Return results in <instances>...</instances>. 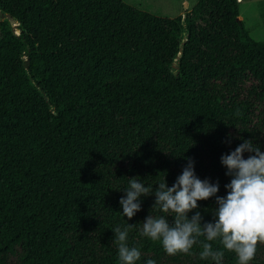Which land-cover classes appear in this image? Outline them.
Here are the masks:
<instances>
[{
  "label": "trees",
  "instance_id": "1",
  "mask_svg": "<svg viewBox=\"0 0 264 264\" xmlns=\"http://www.w3.org/2000/svg\"><path fill=\"white\" fill-rule=\"evenodd\" d=\"M239 4L166 18L122 0H0V264H121L113 230L128 223L137 264H216L199 243L168 255L141 235L164 215L154 195L131 220L119 201L133 177L171 187L188 158L225 196L221 156L244 140L264 151V45ZM197 203L212 222L215 197Z\"/></svg>",
  "mask_w": 264,
  "mask_h": 264
},
{
  "label": "clouds",
  "instance_id": "2",
  "mask_svg": "<svg viewBox=\"0 0 264 264\" xmlns=\"http://www.w3.org/2000/svg\"><path fill=\"white\" fill-rule=\"evenodd\" d=\"M244 153H249L246 159ZM220 162L227 169L225 175L231 178L224 186L225 196L217 195L218 181L212 183L196 175L195 161L188 158L171 187L165 179L153 190V185L145 186L139 177L130 178L124 190L126 195L119 201L122 214L131 220L141 211L142 197L154 195L152 208L164 215H148L141 235L159 241L168 255L190 254L193 246L199 243L202 247L200 258H211L220 264L224 251L214 249L211 243L219 240L223 249L235 252L239 264H249L256 254L257 244L264 243V151L252 140H244L234 151L223 154ZM210 197H215L217 207L214 220L205 222L197 210V202ZM193 210L197 211L189 217ZM134 226L128 223L123 229L118 226L113 230L121 264H137L141 259L140 248L127 243ZM146 264H156V261L148 259Z\"/></svg>",
  "mask_w": 264,
  "mask_h": 264
},
{
  "label": "rangeland",
  "instance_id": "3",
  "mask_svg": "<svg viewBox=\"0 0 264 264\" xmlns=\"http://www.w3.org/2000/svg\"><path fill=\"white\" fill-rule=\"evenodd\" d=\"M158 17L176 18L192 9L198 0H122ZM239 20L249 37L264 45V0H239Z\"/></svg>",
  "mask_w": 264,
  "mask_h": 264
},
{
  "label": "water",
  "instance_id": "4",
  "mask_svg": "<svg viewBox=\"0 0 264 264\" xmlns=\"http://www.w3.org/2000/svg\"><path fill=\"white\" fill-rule=\"evenodd\" d=\"M2 18H3V16L0 14V21H1ZM6 18L9 19L11 25H13V26L15 25V21L10 17V15H7Z\"/></svg>",
  "mask_w": 264,
  "mask_h": 264
}]
</instances>
